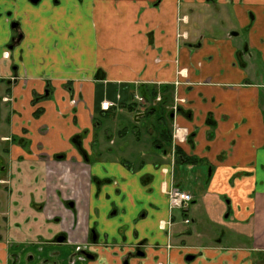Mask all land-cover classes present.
<instances>
[{"label": "crops", "instance_id": "crops-1", "mask_svg": "<svg viewBox=\"0 0 264 264\" xmlns=\"http://www.w3.org/2000/svg\"><path fill=\"white\" fill-rule=\"evenodd\" d=\"M262 94L264 0H0V264H259Z\"/></svg>", "mask_w": 264, "mask_h": 264}, {"label": "built area", "instance_id": "built-area-1", "mask_svg": "<svg viewBox=\"0 0 264 264\" xmlns=\"http://www.w3.org/2000/svg\"><path fill=\"white\" fill-rule=\"evenodd\" d=\"M178 37L186 38V34L178 35ZM4 100L7 101V99H4ZM160 100H161L160 94H157L155 97V101L159 102ZM134 101L136 102V104L138 105L140 109L142 110L144 109L145 100L141 95L139 94L134 95ZM182 103H184V100L178 99V98L176 99V97H174L172 107L170 108L171 111L173 113H176L177 110L179 109V106ZM111 106L112 104L110 102L105 101L101 104V110L107 111ZM173 137L176 138L175 132L173 133ZM167 195H168V200H169V209L170 210L177 209L180 212H186L193 200V197L191 196V194L185 191H182L179 188L172 187L169 190ZM183 223L187 225L190 223V221L189 219L185 218L183 220Z\"/></svg>", "mask_w": 264, "mask_h": 264}, {"label": "rangeland", "instance_id": "rangeland-1", "mask_svg": "<svg viewBox=\"0 0 264 264\" xmlns=\"http://www.w3.org/2000/svg\"><path fill=\"white\" fill-rule=\"evenodd\" d=\"M241 34H243L242 32H240ZM238 41L239 40H242L243 39V37H242V35H239L237 38H236ZM262 97H263V99H264V94H262ZM176 99H177V97H176ZM179 99V98H178ZM262 99V100H263ZM182 100H184V99H182ZM186 101L184 100V103H185ZM172 104H173V102H172ZM172 104H171V106H170V108L172 107ZM183 104V103H182ZM158 108V107H157ZM171 110V109H170ZM159 111H160V113H162V112H164V110L163 109H161V108H159ZM169 111L168 110H166L165 109V112H164V116H167V113H168ZM170 127V124L167 122V123H165V129L167 130L168 128ZM0 242H4L5 244H9V241H7V239L5 238V236H4V234H3V231H0ZM22 248V247H21ZM19 250H20V247L19 246H17V254L15 255V256H13V262L14 263H16V264H21V261H22V252H23V248H22V250L19 252ZM27 258V260L29 259H31V257L30 256H27L26 257ZM26 258H25V260H26ZM259 260H261V261H259ZM264 260V259H263ZM262 259H258V261L260 262H258L259 264H264V261H263ZM27 262V261H26Z\"/></svg>", "mask_w": 264, "mask_h": 264}, {"label": "flooded vegetation", "instance_id": "flooded-vegetation-1", "mask_svg": "<svg viewBox=\"0 0 264 264\" xmlns=\"http://www.w3.org/2000/svg\"><path fill=\"white\" fill-rule=\"evenodd\" d=\"M187 23V22H186ZM177 24H178V26L180 25V24H185V19H184V17H178L177 18ZM15 26H16V24H15ZM183 34H186L185 32H180V31H178V33H177V35H176V38H177V40H186L187 39V34H186V38H183V37H178V35H183ZM235 34V33H234ZM20 38H19V36L16 38L15 37V39H13L11 42H10V44H9V47L8 48H12L13 46H14V44L19 40ZM7 53V52H6ZM5 101V100H4Z\"/></svg>", "mask_w": 264, "mask_h": 264}, {"label": "water", "instance_id": "water-1", "mask_svg": "<svg viewBox=\"0 0 264 264\" xmlns=\"http://www.w3.org/2000/svg\"><path fill=\"white\" fill-rule=\"evenodd\" d=\"M31 2L32 3H36V2H38V0H31ZM14 27V26H13ZM64 240V238L63 237H59V238H57V242H59V243H61L62 241ZM193 257H187V260H191Z\"/></svg>", "mask_w": 264, "mask_h": 264}, {"label": "trees", "instance_id": "trees-1", "mask_svg": "<svg viewBox=\"0 0 264 264\" xmlns=\"http://www.w3.org/2000/svg\"><path fill=\"white\" fill-rule=\"evenodd\" d=\"M156 95H157V92L156 91H152L151 92V97L155 98ZM150 111H155V108L150 109Z\"/></svg>", "mask_w": 264, "mask_h": 264}]
</instances>
